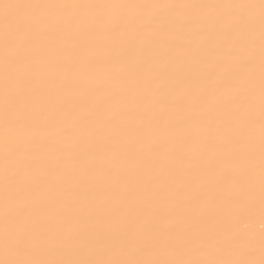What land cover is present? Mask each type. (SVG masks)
I'll return each mask as SVG.
<instances>
[{
	"label": "bare ground",
	"instance_id": "obj_1",
	"mask_svg": "<svg viewBox=\"0 0 264 264\" xmlns=\"http://www.w3.org/2000/svg\"><path fill=\"white\" fill-rule=\"evenodd\" d=\"M5 2L109 7L16 11L50 38L63 30L53 56L71 71L6 80L0 67V241L7 214L21 242L7 256L0 245V259L258 264L260 0ZM245 167L254 210L213 219ZM193 226L215 239L183 246ZM236 231L252 235L251 249L226 246Z\"/></svg>",
	"mask_w": 264,
	"mask_h": 264
},
{
	"label": "snow or ice",
	"instance_id": "obj_2",
	"mask_svg": "<svg viewBox=\"0 0 264 264\" xmlns=\"http://www.w3.org/2000/svg\"><path fill=\"white\" fill-rule=\"evenodd\" d=\"M77 8V7H109L108 5H76V4H19L7 3L0 0V8L4 9L0 23L3 25V41L0 44V67H2L6 80L19 77L29 71H40L51 69L52 72H62L66 76L70 73V68L58 61V57L53 56V50L60 38L63 30H58L55 38H50L46 28L40 27V22L32 16L18 17L16 11L20 8ZM239 7H255V5H240ZM260 33H261V93H260V175H259V209L264 217V0H260ZM54 60L56 61L54 64ZM9 93H5V118L9 117L13 105L8 103ZM21 103V107H26ZM251 125V121H249ZM250 144V141H249ZM253 153L250 148L246 153V158L251 159ZM228 160L240 159L239 155L229 153ZM242 175L244 184L240 190L234 191L223 198L215 208L213 219L225 217H241L250 215L256 204V181L254 171L251 167H245ZM6 182L11 181V177H6ZM7 207V205H6ZM215 236L208 233L206 227L193 226L191 235L181 241L185 247L204 245L214 240ZM20 241L13 239L9 232V222L6 214L5 231L3 240L0 241L4 252L7 255L15 254L20 247ZM254 244V238L248 232L236 231L226 242V246L231 248H249ZM261 259L258 264H264V232L260 234ZM0 264H257L251 259H220L209 261H188V260H101V259H81V260H44V259H0Z\"/></svg>",
	"mask_w": 264,
	"mask_h": 264
}]
</instances>
